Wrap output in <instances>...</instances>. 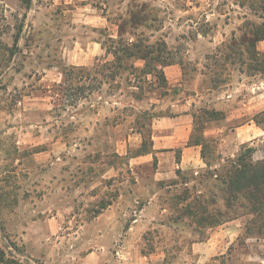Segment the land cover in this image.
Masks as SVG:
<instances>
[{
    "label": "rangeland",
    "instance_id": "1",
    "mask_svg": "<svg viewBox=\"0 0 264 264\" xmlns=\"http://www.w3.org/2000/svg\"><path fill=\"white\" fill-rule=\"evenodd\" d=\"M242 1L32 0L29 6L27 0H0V249L5 259L264 264V236L258 230L247 235L244 220L238 222L239 236L236 225L230 236L209 242L220 227L178 219L184 199L204 192L200 186L193 191L196 178L185 177L188 185L183 177L161 183L154 163L134 160L143 143L132 135L136 113L167 114L182 97L174 88H159L152 77L132 83L124 77L119 89L104 84L70 105L67 88L59 87L64 67L93 69L112 59L105 55L97 61L90 45L117 39V23L131 4L147 5L154 27L139 33L168 43L190 93L237 83L247 67L224 61L222 46L239 38L246 23L264 21L258 5L242 7ZM258 50L264 54V42ZM92 74L98 78L81 85L97 87L100 76Z\"/></svg>",
    "mask_w": 264,
    "mask_h": 264
},
{
    "label": "trees",
    "instance_id": "2",
    "mask_svg": "<svg viewBox=\"0 0 264 264\" xmlns=\"http://www.w3.org/2000/svg\"><path fill=\"white\" fill-rule=\"evenodd\" d=\"M254 1L256 0H245L241 2V5L246 7L249 4L251 8L258 5L264 20V0ZM27 3L31 6L32 0H27ZM151 15V12L147 11V5L143 4L139 7L131 4L127 14L121 15L117 23L118 38H109L106 43H102L106 55L112 57L111 60L94 66V70L76 66L63 68V82L59 84V87L67 88V100L72 99L70 105H76L81 98H86V91H89L87 95H91L98 89L100 90L104 84L112 90L119 89L120 81L124 77L129 83H132L133 78H144L146 82L148 77H152L157 87L166 88L168 86L163 69L176 64L168 43L162 39L152 42L150 38L145 37L144 33H139L142 29L149 30L154 27L153 23H150ZM240 31L242 33L239 38H233L228 44H223L224 61L232 64L240 62L241 65H246L248 72L241 71L243 73H264V54L258 50V44L264 42V21L259 26L248 22L241 27ZM22 32L23 27L16 36L17 42L21 39ZM1 46L0 39V48ZM93 71L98 72L100 76L97 87L81 85L84 80L91 81L98 78L96 75L93 77ZM73 81L78 85L72 84ZM148 84L153 83L150 81ZM140 98L136 95V99L140 100ZM208 114L212 118L219 116V113L215 111ZM160 115L148 110L136 113L134 125L142 135L143 143L135 157L151 153V143L148 144L151 131L147 123ZM200 122L202 123V120L196 119L197 124ZM256 122L262 124L258 119ZM193 144L202 145V158L206 168L198 174L178 171V180L184 178L188 185L189 181L185 177L196 178L199 185L193 186V191L199 192L198 187L200 186L204 192L201 191L200 195L184 199L186 205L181 207L178 219L188 218L196 226L210 229L228 222L244 220L247 235H255L258 230L264 236V159L259 161L254 159L256 148L244 147L236 157L223 158L217 153L213 141L202 140L198 137ZM172 182L173 185L179 183L178 181ZM5 257L4 251L0 249V264H19Z\"/></svg>",
    "mask_w": 264,
    "mask_h": 264
},
{
    "label": "crops",
    "instance_id": "3",
    "mask_svg": "<svg viewBox=\"0 0 264 264\" xmlns=\"http://www.w3.org/2000/svg\"><path fill=\"white\" fill-rule=\"evenodd\" d=\"M90 52L96 60L106 55L102 43L97 41L91 43ZM84 65L86 64L69 66ZM163 71L168 86L183 98L172 103L167 114L148 121L151 153L134 159L149 164L156 162L154 176L157 181L174 180L178 177V171L198 174L206 168L202 158V145L193 144L198 137L213 141L217 153L223 158H234L244 147H253L256 148L254 159H264V73L242 72L237 83L203 90L194 89L190 93V90L184 88L186 75L181 64L165 67ZM197 83L196 81L194 86ZM240 90L243 92L237 95ZM212 111L219 113V116L212 118L208 114ZM196 119L202 120V123L197 124ZM257 119L262 124H258ZM132 135L143 139L138 129H134ZM43 154L42 152L40 155ZM238 222L232 221L220 226V233L209 242L230 236V227H239ZM237 229V232H241V227Z\"/></svg>",
    "mask_w": 264,
    "mask_h": 264
}]
</instances>
